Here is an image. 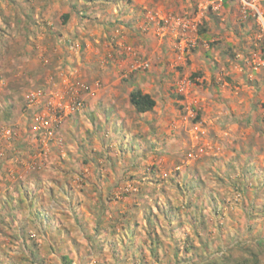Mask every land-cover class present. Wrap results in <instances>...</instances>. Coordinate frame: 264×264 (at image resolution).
I'll list each match as a JSON object with an SVG mask.
<instances>
[{
	"label": "rangeland",
	"instance_id": "rangeland-1",
	"mask_svg": "<svg viewBox=\"0 0 264 264\" xmlns=\"http://www.w3.org/2000/svg\"><path fill=\"white\" fill-rule=\"evenodd\" d=\"M63 1L64 6L77 4V0ZM143 3L146 23L154 22L157 30L167 32L163 41H170L171 52L180 57L175 62L171 60L175 56L168 53L158 62L159 75L171 78L165 81L166 91L159 98L166 112L162 113L161 128L155 139L143 135L141 118L134 108L124 107L121 119L116 112H84L82 101L83 107L63 117L55 138L43 145L31 120L42 107L37 110L33 106L31 112H24L23 95L28 90L43 88L62 102L70 86L77 93L82 88L80 70L74 71L76 67L68 68L55 58L46 64L47 84L39 82L43 85L23 88L10 79L0 81V134L4 129L11 130L8 137L0 135L1 151L5 153L4 159H0L3 160L0 169L9 172L15 168L9 167L15 164L10 159L20 154L10 150L7 143L20 137L19 126L23 121L25 131L22 129L21 137L30 135L40 152L29 162L26 158L29 148L22 149L26 153L20 157H24L25 163L17 159L18 165L23 168L29 162L27 166L38 172L44 149L49 152L57 146L59 166L71 175L77 173L71 177L74 182L71 188L75 186L83 191L47 192L43 195L47 205L42 210L32 204L35 201L32 193L24 194L18 209L5 217L34 219L29 226L19 225L28 241L9 239L10 226L0 225V264H67L63 256L70 259L69 264H215L217 261L228 264L230 259L224 254L239 259L245 253L263 260L264 174L260 171L264 169V78L258 80L255 76H264V63L257 64L258 58L264 62V21L258 20L252 10L243 17L238 3L220 10L205 6L203 0H143ZM75 8L79 10L77 5ZM260 12L264 20V1L260 2ZM182 14L195 19L193 32L183 35L172 24L171 17ZM212 28L215 29L213 40L207 44L213 56L220 49L218 56L224 63L218 65L213 59L214 72L209 70V75L229 77L234 66L241 69L242 80L234 82L230 78L231 88L226 93L222 90L223 81L212 79L209 84L200 78L205 75L203 69H189L192 63L189 56L197 48V42L188 52H181L173 45ZM218 28L224 33H217ZM218 35L223 38L215 39ZM221 39L230 45L221 47V43H216ZM76 41H80L79 37L65 43L66 54H74L71 51L80 45ZM134 61H146L149 65L144 69L132 65L126 72L113 76L152 73V61L147 55L136 54ZM176 78L178 82L184 81L185 86L179 88ZM85 84L88 90L92 89L90 82ZM211 85L214 88L206 91ZM234 91L243 98L236 102L240 113L232 109ZM248 100L251 103H246ZM79 114L84 121L77 122L70 134L61 130L72 115ZM134 127L138 134L133 133ZM250 153L255 158L252 166L257 170L253 177L248 176L244 173L248 161L242 162L238 177L235 172L240 166L234 168L232 158L235 154L248 158ZM91 172L95 180L89 177ZM105 173L107 176L100 179L99 175ZM44 179L49 180V174ZM243 184L251 189L245 190ZM79 194L83 202L96 209H83L82 215L77 213ZM79 215L85 220L83 224L77 222ZM254 264L261 263L254 261Z\"/></svg>",
	"mask_w": 264,
	"mask_h": 264
},
{
	"label": "crops",
	"instance_id": "crops-1",
	"mask_svg": "<svg viewBox=\"0 0 264 264\" xmlns=\"http://www.w3.org/2000/svg\"><path fill=\"white\" fill-rule=\"evenodd\" d=\"M130 1L131 3L126 2V0H120L121 3H114L112 0H77L75 6L77 5L78 10L71 4L64 6L63 0H0V81L8 82L10 79L23 88L31 85H38L39 87V85L48 81L47 76H44L48 72L46 64L48 62L52 63L57 58L59 63H65L68 68L69 66L76 67L74 71L79 69L78 75H83L82 84L84 86H81V89L79 88L78 96L85 103L84 112H90L91 110L94 113L103 114L116 112L117 115L120 114L119 117L121 119L124 118L125 108L128 110L134 108L129 102V92L134 88H139L142 92L150 94L155 100V105L151 110L139 113L141 118L140 129L143 131V135L146 134L155 139L158 137L161 128L162 113L166 112V107L160 102L159 98L164 96L163 92L166 91L165 81L171 78V76L159 75L161 70L158 69L161 66L158 65V62L165 58L164 55L168 53L169 56H175H171V60L173 59L175 62H178L179 56L171 52L172 44L170 41H163V35H167V32L163 34L161 30H157L154 22L152 24L149 21L146 23L143 13L145 8L143 0ZM203 1H214L218 9L220 7L225 8V5H235L237 3L234 0H222L221 2L218 0ZM81 9L86 11L84 12ZM147 24L149 25L148 28ZM216 31H218L217 33H224L221 28ZM213 33H215L214 28L199 35L191 34L189 37L187 36L186 39L193 43L192 48L196 42L198 45L189 56L192 60L189 69L193 71L203 69L205 75L200 78L201 80L206 79L209 84L212 79L219 81V83L223 81L221 86L226 93L231 88L229 84L231 79L234 82L242 80V76H240L241 69H237L234 66V69L229 71L232 74L229 77L222 78L209 75V70L211 71L215 65L212 61L213 59L218 61V65L224 63L223 59L218 56L220 49L213 56L207 44V41L213 40L211 36ZM221 36L218 35L215 39L221 38ZM73 37H79L81 42L76 41V43L78 42L80 45L76 50L71 51L74 53L73 55L66 54L67 45L65 43L69 42L70 38ZM180 41L177 46L176 43L173 44L175 49L178 48L183 40ZM216 43H221V47L226 44L230 45L229 42H224L223 39H221V42L216 41ZM139 53L147 55L150 63L152 61V64H150L151 74L146 76H113L121 71L126 72L131 69L132 67L130 68V66L134 64L136 54ZM104 61L105 63H103ZM68 68L65 70H68ZM212 71L214 72V69ZM191 74L195 75L193 72ZM42 76H44L43 80H41ZM58 77L60 78L61 76ZM63 77L65 78L66 76ZM255 77L258 80H261L262 77L264 78V76ZM177 80L178 78L175 79V83L178 84ZM87 81L90 82L92 89L88 90V86L85 84L88 83ZM99 81L103 85L98 84ZM39 82L42 83L40 84ZM210 88L213 89L214 87L211 85V87H207L206 91H209ZM70 89H73V86H70ZM10 92L12 93V91ZM234 92L235 101L231 103L232 109L236 110V113H240L236 102L238 99L241 101L243 98H239L237 91ZM246 103H251V100ZM6 107L7 104H5ZM21 107L24 112L32 111L31 108L26 106L24 98H22ZM249 109H251V106ZM80 114L72 115L61 130L65 131L66 134H70L77 122L81 123L84 121ZM112 122L113 120H111ZM22 123L23 121H21L19 126L20 137H17L14 141L11 140L12 143L11 141L7 143V147L10 150L18 151L20 156L26 153L22 152V149L29 148L30 152L26 158L30 159L29 162H31L40 152L36 150L39 145L33 142L34 140L31 139L30 135L24 134L21 137L22 129L25 131L24 123ZM132 131L134 134H138L136 127ZM1 144L3 145V143H0V159H4L5 153L1 151ZM28 144H30L29 147L27 146ZM55 147L49 152H46L47 150L43 148L45 152L43 157L41 156L42 160L38 162L41 168L38 172L37 170H31L27 166L29 164L28 161L27 165L23 166V168L20 167L18 165L19 161L25 163L24 157L20 156L10 159L11 163L15 162V164L9 165V167L11 165L15 167L14 170L10 168L8 172L4 168L0 169V225L10 226L9 239L11 240L18 242L28 241L25 238L24 228L19 227V225L22 224L21 226H23L25 223L28 225L34 222V219L29 217H16L17 219L13 217L6 219L5 217L10 211L18 209L19 199L23 198L24 194L32 193L34 196L32 197L35 200L32 204L42 210L47 205L43 196L47 192L58 194V192H66L68 190V192L83 193L82 189H77L75 186H72L73 189L71 188L72 183H74L71 177H76L77 173L71 175L70 171L63 169V166H59L61 162L60 153L57 146ZM63 155H65V152ZM248 156L249 159L246 156L235 154L232 158L234 168L240 166L239 171L235 172L238 177L241 175V165L244 162L248 161V166L244 169L247 170L244 173L247 172L248 176L253 177L254 171L257 170L252 166L255 161L254 156L251 153ZM230 162L229 160V164ZM46 174H49V180L44 179ZM89 174V177L95 180L93 172ZM260 174H264V169L260 171ZM105 176H107L106 173L99 175V178L102 179ZM4 177L9 180V184L7 181L5 182V179L3 180ZM239 186L242 188L241 184ZM243 187L245 190L251 189L247 188L246 184H243ZM79 195L77 208L79 211L77 213L82 215L83 209H96L90 208L89 204L80 199L81 194ZM80 215L77 222L83 224L85 220H81L83 218H80ZM89 223H91V219ZM37 237H40L39 234Z\"/></svg>",
	"mask_w": 264,
	"mask_h": 264
},
{
	"label": "built area",
	"instance_id": "built-area-1",
	"mask_svg": "<svg viewBox=\"0 0 264 264\" xmlns=\"http://www.w3.org/2000/svg\"><path fill=\"white\" fill-rule=\"evenodd\" d=\"M222 1V0H218ZM240 6V11L243 17H247L249 10L253 11V14L256 15V18L263 22V15L260 12V2L264 0H234ZM205 6L217 8L214 1H206ZM171 22L174 24L180 32L188 34L189 32H193L195 30L196 24L194 18L191 16L182 14L175 15L171 17ZM192 41L184 39L183 42L178 46V49L181 52H188L192 48ZM263 63L259 58L257 64ZM148 62L146 61H137L134 62L133 68H141L144 69L148 67ZM255 69L257 67H254ZM185 82H178L179 88L184 87ZM80 86H84L80 83ZM76 90H67L66 91V99L64 101H60V98H56V96L49 92L47 93L42 89H33L25 92L24 100L26 106L31 108L33 106L42 107L41 110L36 111L32 117V127L34 132L39 136L40 141L43 145H46L48 140L54 139L58 126L63 117L74 114L76 111L80 110L83 107L82 99L78 96ZM47 98H46V96ZM48 94H50L48 96ZM11 134V130L9 128L4 129L0 135L3 137H8ZM1 138V137H0ZM60 142V138H59Z\"/></svg>",
	"mask_w": 264,
	"mask_h": 264
},
{
	"label": "trees",
	"instance_id": "trees-1",
	"mask_svg": "<svg viewBox=\"0 0 264 264\" xmlns=\"http://www.w3.org/2000/svg\"><path fill=\"white\" fill-rule=\"evenodd\" d=\"M129 102L134 107V109L139 112L143 113L145 111L151 110L155 105V100L152 98V96L148 93L142 92L139 88L132 89L128 94ZM35 109L39 110L41 109L40 105L35 107ZM38 136V135H37ZM23 200V198H20ZM6 212V211H5ZM224 253H222L223 255ZM227 254V253H226ZM227 256L226 259H230L228 264H254L255 262H260L261 264H264V258L263 260H256L253 257V254H243L241 258H232L231 255H223ZM64 260H66V263L69 264L70 259L67 256H63ZM224 258V257H223ZM232 259V260H231ZM213 262H215L213 260ZM215 264H224L222 262H215Z\"/></svg>",
	"mask_w": 264,
	"mask_h": 264
}]
</instances>
